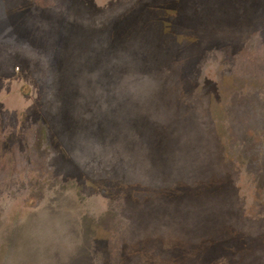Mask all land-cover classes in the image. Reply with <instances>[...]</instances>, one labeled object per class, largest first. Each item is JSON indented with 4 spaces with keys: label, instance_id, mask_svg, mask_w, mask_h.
<instances>
[{
    "label": "rangeland",
    "instance_id": "rangeland-1",
    "mask_svg": "<svg viewBox=\"0 0 264 264\" xmlns=\"http://www.w3.org/2000/svg\"><path fill=\"white\" fill-rule=\"evenodd\" d=\"M0 264H264V0H0Z\"/></svg>",
    "mask_w": 264,
    "mask_h": 264
}]
</instances>
